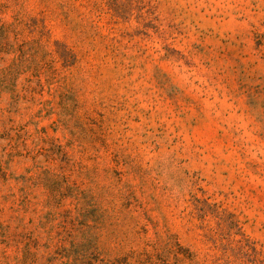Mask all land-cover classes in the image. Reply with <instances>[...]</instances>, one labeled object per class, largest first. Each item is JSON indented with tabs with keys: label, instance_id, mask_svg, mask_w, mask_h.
I'll return each instance as SVG.
<instances>
[{
	"label": "rangeland",
	"instance_id": "obj_1",
	"mask_svg": "<svg viewBox=\"0 0 264 264\" xmlns=\"http://www.w3.org/2000/svg\"><path fill=\"white\" fill-rule=\"evenodd\" d=\"M0 264H264V0H0Z\"/></svg>",
	"mask_w": 264,
	"mask_h": 264
}]
</instances>
